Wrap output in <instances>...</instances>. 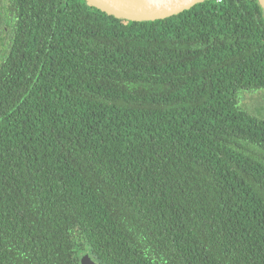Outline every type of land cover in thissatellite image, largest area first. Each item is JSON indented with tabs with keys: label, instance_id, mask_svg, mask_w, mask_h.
<instances>
[{
	"label": "trees",
	"instance_id": "16d2710c",
	"mask_svg": "<svg viewBox=\"0 0 264 264\" xmlns=\"http://www.w3.org/2000/svg\"><path fill=\"white\" fill-rule=\"evenodd\" d=\"M0 30V264H264L257 0H0Z\"/></svg>",
	"mask_w": 264,
	"mask_h": 264
},
{
	"label": "water",
	"instance_id": "95a60500",
	"mask_svg": "<svg viewBox=\"0 0 264 264\" xmlns=\"http://www.w3.org/2000/svg\"><path fill=\"white\" fill-rule=\"evenodd\" d=\"M205 0H85L108 15L130 21H157L188 10ZM263 9L264 0H257ZM80 264H97L88 254L79 259Z\"/></svg>",
	"mask_w": 264,
	"mask_h": 264
},
{
	"label": "rangeland",
	"instance_id": "374dc122",
	"mask_svg": "<svg viewBox=\"0 0 264 264\" xmlns=\"http://www.w3.org/2000/svg\"><path fill=\"white\" fill-rule=\"evenodd\" d=\"M5 33L0 30V51L4 48ZM237 106L258 117L264 118V89H242L237 94Z\"/></svg>",
	"mask_w": 264,
	"mask_h": 264
}]
</instances>
